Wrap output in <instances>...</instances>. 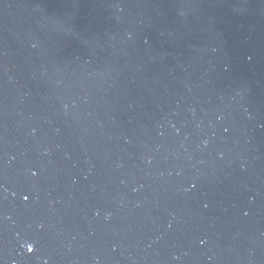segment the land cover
<instances>
[{"label":"water","instance_id":"95a60500","mask_svg":"<svg viewBox=\"0 0 264 264\" xmlns=\"http://www.w3.org/2000/svg\"><path fill=\"white\" fill-rule=\"evenodd\" d=\"M0 264H264V0H0Z\"/></svg>","mask_w":264,"mask_h":264},{"label":"snow or ice","instance_id":"6c2138e0","mask_svg":"<svg viewBox=\"0 0 264 264\" xmlns=\"http://www.w3.org/2000/svg\"><path fill=\"white\" fill-rule=\"evenodd\" d=\"M25 199H27V197H25Z\"/></svg>","mask_w":264,"mask_h":264}]
</instances>
